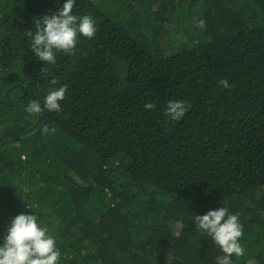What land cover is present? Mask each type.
<instances>
[{"label":"trees","instance_id":"16d2710c","mask_svg":"<svg viewBox=\"0 0 264 264\" xmlns=\"http://www.w3.org/2000/svg\"><path fill=\"white\" fill-rule=\"evenodd\" d=\"M60 3L0 0V237L33 211L60 264H216L194 218L225 206L233 264H264V0H76L97 33L45 64L28 32Z\"/></svg>","mask_w":264,"mask_h":264},{"label":"clouds","instance_id":"9594fccd","mask_svg":"<svg viewBox=\"0 0 264 264\" xmlns=\"http://www.w3.org/2000/svg\"><path fill=\"white\" fill-rule=\"evenodd\" d=\"M75 4L76 0H63L51 14L37 19L34 32H28L31 52L38 60L55 64L58 52L73 54L80 37H95L98 29L94 17L74 13ZM57 84V80H51L50 90L43 99V108L59 113L67 85L56 87ZM219 84L223 88L230 87L225 79H221ZM143 108L152 110L155 104L147 102ZM187 110L188 105L183 100H168L164 113L170 119L180 121ZM24 111L39 114L42 111L41 103L33 99L24 106ZM42 131L47 133L48 127L44 126ZM194 223L220 249L222 254L216 257V264H233V256L244 255L245 249L240 243L243 225L238 213H232L222 206L209 209L202 215L195 214ZM61 256L56 238L42 226L33 211L12 217L0 237V264H60Z\"/></svg>","mask_w":264,"mask_h":264}]
</instances>
